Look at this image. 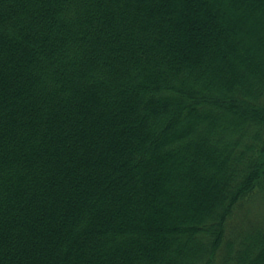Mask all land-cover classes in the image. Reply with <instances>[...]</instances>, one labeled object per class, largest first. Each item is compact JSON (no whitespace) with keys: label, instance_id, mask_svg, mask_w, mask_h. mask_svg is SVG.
<instances>
[{"label":"trees","instance_id":"16d2710c","mask_svg":"<svg viewBox=\"0 0 264 264\" xmlns=\"http://www.w3.org/2000/svg\"><path fill=\"white\" fill-rule=\"evenodd\" d=\"M0 264H264V0H0Z\"/></svg>","mask_w":264,"mask_h":264},{"label":"rangeland","instance_id":"374dc122","mask_svg":"<svg viewBox=\"0 0 264 264\" xmlns=\"http://www.w3.org/2000/svg\"><path fill=\"white\" fill-rule=\"evenodd\" d=\"M239 228H240V226H237L236 230L239 229Z\"/></svg>","mask_w":264,"mask_h":264}]
</instances>
